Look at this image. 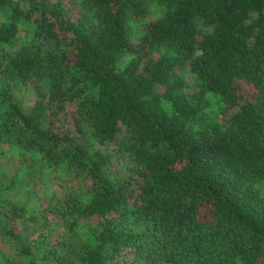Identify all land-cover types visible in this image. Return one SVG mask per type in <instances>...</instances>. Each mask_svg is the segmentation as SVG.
Returning <instances> with one entry per match:
<instances>
[{"label": "trees", "instance_id": "1", "mask_svg": "<svg viewBox=\"0 0 264 264\" xmlns=\"http://www.w3.org/2000/svg\"><path fill=\"white\" fill-rule=\"evenodd\" d=\"M0 264H264V0H0Z\"/></svg>", "mask_w": 264, "mask_h": 264}, {"label": "rangeland", "instance_id": "2", "mask_svg": "<svg viewBox=\"0 0 264 264\" xmlns=\"http://www.w3.org/2000/svg\"><path fill=\"white\" fill-rule=\"evenodd\" d=\"M15 95L17 99L21 102L24 108L29 107L34 98L36 89L28 84V85H16L14 88ZM62 185H65V180L63 184V179L60 177H56L52 174L46 175L38 185H34L31 191H27L26 188H18L12 190L10 196L15 198L20 203L26 204L30 210H34L36 208L45 206L49 201L51 194L56 190H60ZM31 188V189H32ZM61 228L55 230V234L61 232ZM77 239L73 237L71 239L70 248H76Z\"/></svg>", "mask_w": 264, "mask_h": 264}]
</instances>
